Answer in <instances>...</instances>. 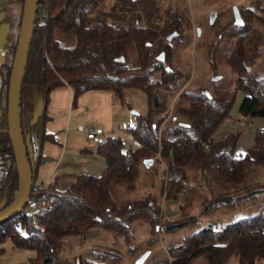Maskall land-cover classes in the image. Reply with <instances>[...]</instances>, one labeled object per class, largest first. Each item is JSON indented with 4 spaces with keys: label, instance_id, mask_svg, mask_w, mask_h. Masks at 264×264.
<instances>
[{
    "label": "trees",
    "instance_id": "trees-1",
    "mask_svg": "<svg viewBox=\"0 0 264 264\" xmlns=\"http://www.w3.org/2000/svg\"><path fill=\"white\" fill-rule=\"evenodd\" d=\"M18 2L22 5L23 0ZM165 2L38 0L22 78L20 119L32 174L29 199L44 206L35 211V222L20 214L0 223V244L8 238L13 247L32 249L34 256L28 258L31 264H52L61 238L92 226L122 236L126 242L132 237V221L141 219L154 228L159 209L155 199L145 195L117 205L110 194L116 184L132 189L138 166L144 160L158 161L160 157L166 162L167 169L162 171L165 199L182 194L188 206L191 195H200V190L206 189L209 197L201 201L199 213L204 216L232 212L264 193V182L249 177L252 167L264 165V127L255 129L253 140L243 153L236 152L239 130L214 138L234 109L241 119L264 118V70L259 71L264 34L256 28L264 23L263 18L246 8L240 14L241 25L231 22L219 29L211 46L200 43L198 46L208 47V77H219L209 79L211 90H191L185 86L188 74L165 70L170 57V40L165 37L173 30L179 34L185 23L178 9L162 8ZM259 9L264 13L260 5ZM14 48L15 45L13 51ZM160 51L162 61L156 58ZM10 63L0 64V208L11 201L17 188L6 125ZM222 76L230 80L231 87H217ZM63 84L72 89V102L88 90H108L122 100L124 90L139 89L147 97L148 111L137 115L133 125L126 128L137 141L135 149L124 150L119 137H106L95 148V153L103 158L99 173L57 175L51 184L37 190L34 181L43 161L42 145L52 138L44 129L48 93ZM25 86L43 90L42 111L27 125L22 120ZM167 120L175 125L165 128ZM192 172L197 177L191 184L188 177ZM262 227L264 200L255 213L221 229L206 226L184 236L167 250L165 264H186L197 256L206 264H225L232 254L237 257V264H254L256 259L264 260ZM2 252L0 246V255ZM108 253L116 260L120 255L117 250Z\"/></svg>",
    "mask_w": 264,
    "mask_h": 264
},
{
    "label": "rangeland",
    "instance_id": "rangeland-1",
    "mask_svg": "<svg viewBox=\"0 0 264 264\" xmlns=\"http://www.w3.org/2000/svg\"><path fill=\"white\" fill-rule=\"evenodd\" d=\"M171 7H176L185 19V25L177 38H172L169 43V64L167 67L188 74L185 86L191 90H211L205 61L207 48L198 46L200 43L216 39L219 29L229 26L233 20L231 6L239 10L251 8L252 12L263 18L264 13L260 12L259 5L264 10V0H169ZM215 10L216 16L212 25H208V14ZM254 14V15H255ZM255 20V16H251ZM196 28L199 35L196 36ZM264 34V23L256 27ZM220 47L223 42H219ZM264 45V44H263ZM259 62V71L264 70V46ZM217 87H231V82L226 76H222L216 82ZM110 99L101 95L91 97L84 95L78 100L77 107L72 110V121L76 125L75 134L79 137V143L67 146V160L64 159L57 175L74 171H84L88 174L100 172L98 161L102 158L87 153H81L84 148L90 149L95 146L91 141H84L85 128L100 127L105 137H119L124 150L135 149L137 141L127 131V127L133 125L137 115H145L148 111V102L145 93L139 89H126L123 92L122 100L110 92ZM241 95H239L240 97ZM238 95L234 102L233 109L238 101ZM173 100H171L172 104ZM43 90L33 86H25L22 90V120L27 125L37 114L42 111ZM77 123V124H76ZM174 121L167 120L164 127L172 128ZM78 126L80 128H78ZM71 150V151H70ZM166 162L160 157L157 160L145 165L142 161L138 166V173L134 187L126 188L123 184H116L110 188L111 199L122 205L128 200L142 198L149 195L159 205L157 221L154 228L143 220H134L129 223L131 236L126 242L122 236L114 235L113 232L103 230L100 227L92 226L82 233L65 236L56 245V259L52 264H134L135 260L144 252H148L141 264H165L168 258L167 250L176 245L180 240L203 227L211 226L214 229H221L238 219L245 218L255 213L264 200V193L258 195L255 201L245 207L232 212L204 216L199 214L201 201L205 196L209 197L206 189L200 190V195L190 196L191 203L186 206L182 194L174 199H165V173ZM195 172L188 177L189 183H195ZM251 180L264 182V165H257L250 170ZM248 177V178H249ZM171 226V227H170ZM3 252L0 255V264H31L29 257L34 256L32 249L13 247L8 238L0 244ZM110 250H117L119 258L112 259L108 254ZM186 264H206L200 257H192ZM225 264H237V257L232 254ZM254 264H264V260L256 259Z\"/></svg>",
    "mask_w": 264,
    "mask_h": 264
},
{
    "label": "crops",
    "instance_id": "crops-1",
    "mask_svg": "<svg viewBox=\"0 0 264 264\" xmlns=\"http://www.w3.org/2000/svg\"><path fill=\"white\" fill-rule=\"evenodd\" d=\"M22 5L18 0H0V64H9L12 60L13 46L16 44L21 16ZM84 95L97 97L101 95L110 99L111 94L108 90L94 89L88 90L77 95L72 102V89L63 84L49 91L46 104L47 119L44 124L45 131L52 136L51 139L44 141L42 145L43 161L37 169L34 185L44 187L51 184L61 162L67 160V146L79 143V137L75 134L76 125L71 119L72 110L77 107L78 100ZM77 124V123H76ZM264 127V118L241 119L237 116L236 110L230 112V117L225 119L214 134V138H219L229 130H239L240 135L236 144V152L243 153L253 140L254 131ZM78 128H80L78 126ZM90 128V127H87ZM85 128V134L86 130ZM103 131V130H102ZM101 134V140L105 139ZM106 136V135H105ZM84 141H90L84 137ZM93 148H84L81 153H87L93 158L97 143H93ZM71 151V150H70ZM101 157V156H99ZM102 158V157H101ZM103 159V158H102ZM103 167L102 162L98 161V169ZM100 169V171H101ZM82 171H74L64 174H76ZM84 172V171H83Z\"/></svg>",
    "mask_w": 264,
    "mask_h": 264
},
{
    "label": "water",
    "instance_id": "water-1",
    "mask_svg": "<svg viewBox=\"0 0 264 264\" xmlns=\"http://www.w3.org/2000/svg\"><path fill=\"white\" fill-rule=\"evenodd\" d=\"M38 0H23L21 16L19 22V29L17 40L10 63V73L7 84L6 94V125L7 134L10 140L11 149L14 158V167L17 174V188L11 201L4 207L0 208V223L13 218L18 215L23 207L27 204L29 193L32 186V174L29 163L26 158V148L23 142L21 129V86L24 69L26 65L27 53L29 49L30 40L33 33V28L36 19ZM234 23L242 24V20L237 12L236 7L232 8ZM213 14L210 15V21ZM177 33L172 32L166 35L167 41L176 37ZM156 58L163 60V51H160ZM122 58L119 57L118 61ZM166 71L170 68L165 67ZM219 76L212 77V80L218 79ZM156 103V96L152 98L153 106ZM179 124L186 126L187 123L180 122ZM145 165L151 163V160H144ZM171 227V226H170ZM148 252H144L139 256L134 264H141Z\"/></svg>",
    "mask_w": 264,
    "mask_h": 264
},
{
    "label": "built area",
    "instance_id": "built-area-1",
    "mask_svg": "<svg viewBox=\"0 0 264 264\" xmlns=\"http://www.w3.org/2000/svg\"><path fill=\"white\" fill-rule=\"evenodd\" d=\"M42 16H44L43 12H39ZM39 23H41V20H39ZM102 129L100 127H90L87 128L86 130V138L90 140L93 143H98L101 141V134H102ZM42 187L39 185H36V189L40 190ZM39 206H44L42 203L37 204V202L33 201V199L28 198L27 204L23 207L21 212L18 215H24L27 217H31V219L35 222V211H39ZM261 231L264 232V227L261 228ZM20 232H22V229H20Z\"/></svg>",
    "mask_w": 264,
    "mask_h": 264
},
{
    "label": "flooded vegetation",
    "instance_id": "flooded-vegetation-1",
    "mask_svg": "<svg viewBox=\"0 0 264 264\" xmlns=\"http://www.w3.org/2000/svg\"><path fill=\"white\" fill-rule=\"evenodd\" d=\"M167 7L174 8V7H171V6H170V1H169V0H167V2L164 3V6H163L162 8H167ZM233 7H236V6H234V5L231 6V13H232V17H233V20H232L231 22H232L234 25H237V24L234 23V16H233V11H232V8H233ZM175 8H176V7H175ZM248 8L250 9V7H248ZM236 9H237V12H238V14H239V16H240V18H241V15H240V14L242 13V11L239 10V8H237V7H236ZM243 10H244V9H243ZM211 14H213V16H212V20L210 21V15H211ZM215 16H216V12H215V10H212V11L209 12V14H208V20H207L209 26L212 25ZM184 25H185V24H184ZM172 32H176V31L173 30ZM172 32H170V33H172ZM195 32H196V36H198V35H199V29L196 28ZM170 33H169V34H170ZM176 33H177V32H176ZM167 35H168V34H167ZM177 35H179V34L177 33ZM177 35H176V36H177ZM211 79H212V77H211Z\"/></svg>",
    "mask_w": 264,
    "mask_h": 264
}]
</instances>
